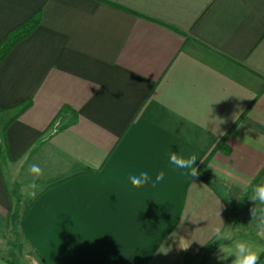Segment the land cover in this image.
Returning a JSON list of instances; mask_svg holds the SVG:
<instances>
[{
	"label": "crops",
	"instance_id": "obj_1",
	"mask_svg": "<svg viewBox=\"0 0 264 264\" xmlns=\"http://www.w3.org/2000/svg\"><path fill=\"white\" fill-rule=\"evenodd\" d=\"M38 13L0 62V108L32 101L0 112V264H231L218 226L264 248V0H0V42ZM32 163L66 178L25 198Z\"/></svg>",
	"mask_w": 264,
	"mask_h": 264
},
{
	"label": "clouds",
	"instance_id": "obj_2",
	"mask_svg": "<svg viewBox=\"0 0 264 264\" xmlns=\"http://www.w3.org/2000/svg\"><path fill=\"white\" fill-rule=\"evenodd\" d=\"M197 160L194 154L185 158L182 154L176 152L169 153V162L178 169L186 170V174L191 177L199 175L198 169L194 166ZM28 174L31 179L22 191L25 198L34 199L37 193L41 191V185L38 184V181L42 178L44 172L38 164L32 163L28 166ZM164 179L165 172L163 170L155 175V179L147 171H141L139 174H130L128 176L131 185L137 189L149 184L155 187L156 184L163 182ZM249 200L254 203V207L251 209V217L255 221L257 235L264 237V183L251 186ZM214 234L217 241L221 242V244L224 241H232L229 249L220 246V251L223 255H220L218 259L227 260L229 256H233L234 259L231 260V264H259L260 254L264 251V248L254 247L245 240H233L232 234L224 231L219 226L214 229ZM187 247L188 245H185L183 248L187 249ZM159 251L167 253L163 247ZM27 259H30L31 264H39L36 258L27 257Z\"/></svg>",
	"mask_w": 264,
	"mask_h": 264
},
{
	"label": "trees",
	"instance_id": "obj_3",
	"mask_svg": "<svg viewBox=\"0 0 264 264\" xmlns=\"http://www.w3.org/2000/svg\"><path fill=\"white\" fill-rule=\"evenodd\" d=\"M40 21H41V14L38 13L37 15L33 16L31 19H29L24 24L20 25L19 27L15 28L14 30H12L10 33H8L4 37V39L0 42V62L13 49V47L18 42L25 39L26 37H28L29 35H31L34 32V30L40 24ZM31 104H32L31 100H26V101L12 107V108H9V109H1L0 108V112L6 111V110H16L17 113H16V116L13 117V119H14L15 117L19 116L22 112H24L27 108H29L31 106ZM67 109H69V107L65 106V107H63L61 112H64ZM74 121L75 120H73V122ZM10 122L11 121H9L6 124V126ZM57 129H59V128H57L56 125L54 123H52V131H56ZM2 139H4V129L0 131V143H1ZM41 142H42L41 139L38 140L37 146H40ZM217 146L226 152L228 151V147L226 146L225 142H223L222 140L218 143ZM6 153H7L6 150H5V152L2 151L1 164H6V162H7V154ZM62 180H64L63 177H61L60 179H58L54 183L61 182Z\"/></svg>",
	"mask_w": 264,
	"mask_h": 264
},
{
	"label": "rangeland",
	"instance_id": "obj_4",
	"mask_svg": "<svg viewBox=\"0 0 264 264\" xmlns=\"http://www.w3.org/2000/svg\"><path fill=\"white\" fill-rule=\"evenodd\" d=\"M73 122V121H72ZM55 125H56V127L58 128V126H57V124H56V122L54 123ZM52 128V127H51ZM0 145H1V143H0ZM61 177H63V179H65L66 177H64V175H61V176H54L53 178H51V179H45V180H39L38 182H39V184L42 186V185H44V184H46V183H52V182H55V181H57L58 179H60ZM25 178H26V181H23L25 184H27L30 180L29 179H31V177H28L27 175L25 176ZM43 182V183H42ZM7 254V256L8 257H11V258H15L16 256L18 257L19 255L21 256V255H23V256H25L24 254H25V251H22V250H20V251H18V254L19 255H15V253L14 254H12V255H9V252H7L6 253ZM22 257V256H21ZM21 257H19V258H21Z\"/></svg>",
	"mask_w": 264,
	"mask_h": 264
}]
</instances>
